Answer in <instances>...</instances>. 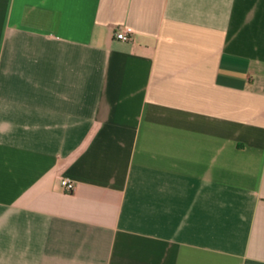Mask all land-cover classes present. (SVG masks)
<instances>
[{"label": "crops", "instance_id": "crops-1", "mask_svg": "<svg viewBox=\"0 0 264 264\" xmlns=\"http://www.w3.org/2000/svg\"><path fill=\"white\" fill-rule=\"evenodd\" d=\"M0 264H264V0H0Z\"/></svg>", "mask_w": 264, "mask_h": 264}, {"label": "built area", "instance_id": "built-area-1", "mask_svg": "<svg viewBox=\"0 0 264 264\" xmlns=\"http://www.w3.org/2000/svg\"><path fill=\"white\" fill-rule=\"evenodd\" d=\"M117 36L125 40L133 39V34L130 30L120 29L117 31ZM62 184L69 190L72 191L75 188V181L69 177H62Z\"/></svg>", "mask_w": 264, "mask_h": 264}]
</instances>
